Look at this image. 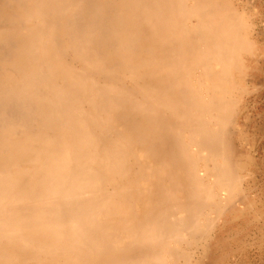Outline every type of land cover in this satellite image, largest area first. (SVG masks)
<instances>
[{
  "label": "bare ground",
  "instance_id": "bare-ground-1",
  "mask_svg": "<svg viewBox=\"0 0 264 264\" xmlns=\"http://www.w3.org/2000/svg\"><path fill=\"white\" fill-rule=\"evenodd\" d=\"M235 1L0 0V264L236 248L261 52Z\"/></svg>",
  "mask_w": 264,
  "mask_h": 264
},
{
  "label": "rangeland",
  "instance_id": "rangeland-1",
  "mask_svg": "<svg viewBox=\"0 0 264 264\" xmlns=\"http://www.w3.org/2000/svg\"><path fill=\"white\" fill-rule=\"evenodd\" d=\"M235 3L251 18L253 27L255 26L253 34L259 53L261 52L257 56L259 59L256 58L255 60V70L253 69L245 81L247 93L244 94V114L240 122L242 126L245 125L246 128L243 127V129L246 134L245 136L242 135L237 143L240 152L244 153L243 156L251 162L246 170L248 183L244 184L243 188L248 194L249 205L242 218L234 221L233 232L237 234V240L234 243L236 248H230L228 252L221 248H214V253L216 255L222 251L224 253V257L218 264H264V247L258 248L259 227L262 226L264 230V0H236ZM257 69L260 70L257 71ZM244 142L245 144H243ZM261 206L262 209H260ZM228 231L229 229H226L225 232ZM243 244L245 246L241 248Z\"/></svg>",
  "mask_w": 264,
  "mask_h": 264
}]
</instances>
